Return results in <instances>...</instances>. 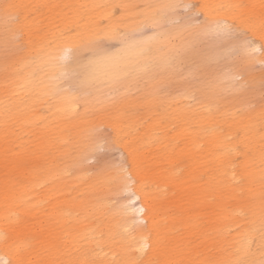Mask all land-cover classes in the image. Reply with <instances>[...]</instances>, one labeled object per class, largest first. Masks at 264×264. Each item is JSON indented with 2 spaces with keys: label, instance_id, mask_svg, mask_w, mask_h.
I'll return each mask as SVG.
<instances>
[{
  "label": "rangeland",
  "instance_id": "rangeland-1",
  "mask_svg": "<svg viewBox=\"0 0 264 264\" xmlns=\"http://www.w3.org/2000/svg\"><path fill=\"white\" fill-rule=\"evenodd\" d=\"M21 5L20 18L37 47L86 29L100 41L98 48H83V61L120 56L134 42L153 48L151 58H139L120 83L98 92L80 85L77 72L69 69L60 78L61 90L76 98L39 99L3 123L12 137L0 139V159L29 158L22 166L30 171V183H40L28 189L32 197L20 201L28 222L41 223L30 237L32 253L21 248L23 264L33 255L39 263L51 260L66 247L68 233L84 229L83 221L102 228L103 244L115 242L113 208L129 196H107L104 190L119 167L136 170L141 188L154 197L162 218L154 235L169 250L172 264H232L239 248L230 246V235L247 237L253 227L249 247L254 250L247 259L258 264L254 256L264 211V0H26ZM220 14L229 20L230 35L221 34L212 20ZM181 41H187L183 48ZM246 41L254 43L245 47ZM69 100L76 104L75 115L67 110ZM86 127L100 135V146L81 175L74 162L87 154ZM113 127L119 137L110 140L104 133ZM3 173L0 169V186L8 178ZM9 179L15 187L28 184L21 174ZM94 191L106 203L101 212L90 211L82 220L72 215L63 223L50 215L66 210L70 201L92 199ZM42 197L46 208L31 206ZM168 225L178 227L179 252L171 247Z\"/></svg>",
  "mask_w": 264,
  "mask_h": 264
},
{
  "label": "bare ground",
  "instance_id": "bare-ground-1",
  "mask_svg": "<svg viewBox=\"0 0 264 264\" xmlns=\"http://www.w3.org/2000/svg\"><path fill=\"white\" fill-rule=\"evenodd\" d=\"M98 1L94 0L96 3ZM22 2L25 3L26 0H0V139L12 137V130L2 129V127L4 122L15 118L16 109L25 110L31 104L39 102V99L45 100L49 96L56 97L59 101L76 98L73 93L61 90L60 78L69 69L77 72L80 85L98 92L103 86L113 87L120 83L126 73L138 65L139 58H146V60L151 58L153 48L149 44L134 42L120 56L91 57L83 61L81 56L83 48L86 46L98 48L100 41V39L96 40L97 33L92 34L86 29L69 38L58 35L47 47L34 46L31 44L27 25L21 20L23 16L20 18V24L6 21L4 16L2 7L4 4L21 5ZM22 9L18 11L21 13ZM212 20L215 21L216 26H220L217 22L226 21L228 23L229 21L224 14L217 15ZM170 44L168 42L167 46ZM184 45H187V41L179 42V48H183ZM68 47L72 51L68 54L69 59H64L63 50ZM169 49L173 47L169 46ZM255 49L258 51V46ZM66 107L69 113L73 115L78 113L74 101L69 100ZM80 121L81 119L78 122ZM82 133V137L87 142V154L76 156L74 162L77 172L81 175L87 171L85 161L95 155L100 146L98 144L100 135L95 129L86 127ZM104 134L110 140L119 137L117 127H113L111 132ZM26 159L29 158L14 155L0 159V169L4 171L1 177H8L0 186V232H7L10 236L7 244L0 240V264L4 262L20 264L22 262L21 248L25 253L31 254L30 237H32V232L37 231L41 225V223H37V226L33 222V224L28 222L27 207L21 208L20 206L21 202L24 204L28 197H32V191L28 189L40 185L38 181L30 183V171L27 172L22 166V162ZM63 173H69V168H64ZM13 174H21L28 184L15 187L17 184L9 179ZM234 179H236L234 175L229 176V180ZM71 183L72 178H69L63 184L66 189H69ZM106 184L109 186L107 190H104L107 196H111L112 192L125 193L129 196L127 200L121 202L120 207L113 208L118 215L115 222L116 235L113 237L116 239L115 242L103 244L102 240H99L102 228L96 224L88 225L83 221L84 229L68 233L66 247L57 250L51 260L39 263L36 255H33L28 257L26 264H172L168 257L169 250L163 248L154 235L158 221L162 220L153 205L154 197L143 191L144 188H141L143 180L136 170L119 167L116 169L115 178ZM253 189V187L250 188V190ZM56 192H60V188ZM94 192L95 196L92 199L70 201L66 210H53L50 215L57 218L59 223H63L72 215L77 219V215H80V220H82L81 217H86L90 211L101 212L105 209L106 203L96 196V191ZM158 198L162 200L163 195L158 194ZM44 199L42 197L31 206L43 210L46 208L43 204ZM134 202L137 205L131 206ZM176 230H178L177 226L165 227L166 233L173 232L171 247L179 252L178 245H176ZM245 238L235 233L230 235L229 244L231 247L240 249ZM114 245H116L115 249L112 248ZM262 255L264 251L260 244L259 254L254 258L259 261Z\"/></svg>",
  "mask_w": 264,
  "mask_h": 264
},
{
  "label": "snow or ice",
  "instance_id": "snow-or-ice-1",
  "mask_svg": "<svg viewBox=\"0 0 264 264\" xmlns=\"http://www.w3.org/2000/svg\"><path fill=\"white\" fill-rule=\"evenodd\" d=\"M4 10V16L6 21H10L13 24H20V12L19 9L23 8V5H17V4H4L3 6ZM206 23V21L204 22ZM221 27V34L224 35H230L231 34V26L226 21L217 22ZM253 41H246L245 47H248L249 45H252ZM64 59H69L68 54L72 51L70 47L65 48L64 50ZM100 54H106L104 50L100 51ZM262 116H264V113H262ZM256 229L253 227L250 230V233L247 235V237L243 240L241 248L238 249V258L232 262V264H250L249 260L247 259V256L250 253V247L254 242ZM0 240H2L4 243H8L10 240V236L7 232H0ZM260 241H261V249L264 251V211H262V218H261V225H260ZM4 264H8V262H4ZM22 264V262H20ZM258 264H264V255H262L258 261Z\"/></svg>",
  "mask_w": 264,
  "mask_h": 264
}]
</instances>
